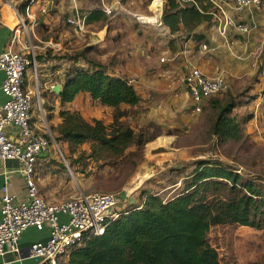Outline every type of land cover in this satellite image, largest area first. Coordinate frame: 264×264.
I'll return each mask as SVG.
<instances>
[{"label":"rangeland","instance_id":"rangeland-1","mask_svg":"<svg viewBox=\"0 0 264 264\" xmlns=\"http://www.w3.org/2000/svg\"><path fill=\"white\" fill-rule=\"evenodd\" d=\"M28 1L1 0L3 13L0 17L5 15L3 16L5 20H10L13 26H18L15 9L23 12L21 7ZM156 1L158 0H153L147 5L146 0H121L124 7L120 10L128 11L132 14V20L139 22L133 14L145 16V12L149 13L147 7L150 5L154 12ZM62 3L67 8L71 6L69 0H53L47 3L49 12L39 14V27L35 30L40 40L32 36L33 41L43 47L42 50L36 51L37 56L41 55L44 58V61L38 60L39 64H42L38 69L41 71L39 73L41 87L50 81L48 73L53 71L52 66L70 63V60L73 62L77 57H80L79 64L87 66L86 58L98 60L100 55L98 50H105L104 53H108L106 49L108 43L104 42L101 47L93 43L97 38L101 39L104 36V33H101V36L96 33L101 27L100 23L88 25L84 33L76 32L67 22L70 11L64 9ZM101 5L100 0H79L78 6L81 11L88 12ZM118 34L114 32V36H117L115 43H121V35L118 37ZM161 34L166 37L165 42L170 41L163 31ZM107 39L106 36L104 40ZM48 42L52 44L46 47ZM184 43L183 41L175 47L172 44L170 46L177 53L185 49ZM233 46L227 51L221 49L218 52L215 49L213 53L198 46L193 47L192 56L207 58L214 55L216 67L225 71L223 75L228 76L230 82V89L204 102L201 111L195 110L185 84L184 76L190 69L189 65L183 64L175 53H165L164 48L161 49L156 54L155 64L150 63L145 67L147 73L154 71L149 74L152 77L150 85L139 82L142 87L140 92L142 102L137 106L123 109L126 111L123 120H126L136 132L143 130L146 137L154 136L155 139L142 149L132 147L120 157L105 153L99 160L89 157L90 143L79 146L74 153L68 149L67 144L56 142L47 151V161L42 165L38 163V175L49 171L53 173L52 175H57L55 180L64 188L59 193L60 200L91 192H113L125 196L122 211L140 204L146 190L157 192L166 199L172 197L183 186L185 171L182 168L197 160L218 159L237 168L245 178L264 182V105L257 109L256 103L264 94L258 78L264 68V52L259 54L253 50H240ZM161 58L165 60L162 61ZM254 58L257 75L253 76ZM135 71L136 69L133 75L138 80ZM229 95L238 103L234 113L241 116L253 113L255 118L246 122L242 140L223 142L212 132L217 111L212 108L211 101L223 100ZM58 100L52 95L41 101L35 99L37 113L44 115L49 126L51 125L47 119L49 111L51 108L58 110L62 106ZM82 104L83 115L88 120L100 112L107 116L104 118L111 117L113 120L115 110L102 109L88 97L82 99ZM40 114L37 116L42 121ZM111 121L106 123L109 124ZM208 238L217 249L221 264L251 262L264 264V229L237 224L217 225L211 228Z\"/></svg>","mask_w":264,"mask_h":264},{"label":"trees","instance_id":"trees-1","mask_svg":"<svg viewBox=\"0 0 264 264\" xmlns=\"http://www.w3.org/2000/svg\"><path fill=\"white\" fill-rule=\"evenodd\" d=\"M152 1L146 0V4ZM29 2L22 5V11ZM213 11L210 0H166L161 20L170 35H182L181 41L193 39L199 47L208 39L196 30L204 23H216ZM86 13L87 26L108 20L100 7ZM37 60L44 58L38 55ZM73 60L69 67L52 66L53 73L64 75L55 78L56 84H62L61 94L50 91L51 95L65 104L86 94L102 106L113 107L115 113L108 124L99 118L88 120L78 110L60 109L61 122L50 125L57 143L67 144L74 153L79 146L90 143L89 157L99 160L105 153L120 157L132 147L142 149L155 139L146 137L143 130L136 132L123 120L126 111L121 109L122 104L137 106L142 102L130 79L111 73L99 60L86 58L87 66L79 64L80 57ZM48 92L42 94L47 96ZM211 106L217 111L212 132L219 140H242L245 124L255 118L254 114L234 113L238 103L231 95L212 100ZM52 109L47 116L49 122L54 117ZM182 170L183 186L172 197L166 199L146 190L140 204L123 211L104 234L75 247L63 264H221L208 238L213 226L237 224L264 229V182L245 178L237 168L218 159L197 160Z\"/></svg>","mask_w":264,"mask_h":264},{"label":"built area","instance_id":"built-area-1","mask_svg":"<svg viewBox=\"0 0 264 264\" xmlns=\"http://www.w3.org/2000/svg\"><path fill=\"white\" fill-rule=\"evenodd\" d=\"M53 0H30L23 12L15 9L18 26L12 29L9 46L0 51V71L5 77L1 91L6 100L0 105V160H18L20 172L27 185V197L18 200L6 183L2 187L0 204V256L8 250L18 251L21 235L29 227L42 230L48 227L50 238L31 245V256L43 264H63L64 257L75 247L105 233L108 225L122 214L126 200L113 192L81 193L59 202H52L42 194L36 179V167L40 155L56 143L49 125L41 113L42 121H35V99H43V90L53 92L55 82L41 87L36 51L43 47L33 41L39 25V13L49 12L47 3ZM73 8L67 22L78 33L87 30V13L79 9V0H69ZM214 5L212 12L216 18V29L228 36L230 28L247 34L251 25L228 14L223 6L225 0H210ZM236 12L247 8H260L263 0H231ZM163 6V4H162ZM161 6V7H162ZM121 0L107 3L102 0L100 8L107 16H113L122 9ZM142 24H152L164 28L161 17L155 15H135ZM164 35H167L163 31ZM33 36V37H32ZM48 42L46 47L51 46ZM204 51L210 50L208 43L200 44ZM162 61L165 58H161ZM261 86L264 92V68L261 71ZM185 84L190 92L196 111H201L204 102L227 92L230 82L223 75L209 76L200 68L192 67L185 76ZM264 96V94H263ZM16 133H12V130ZM9 172H14L9 169ZM65 215L68 220H61Z\"/></svg>","mask_w":264,"mask_h":264},{"label":"crops","instance_id":"crops-1","mask_svg":"<svg viewBox=\"0 0 264 264\" xmlns=\"http://www.w3.org/2000/svg\"><path fill=\"white\" fill-rule=\"evenodd\" d=\"M101 1L102 0H100V4ZM106 1L107 3H111L114 0H106ZM162 2H163V6L161 8L162 14L159 17H162L166 5V0H162ZM78 5H79V1H78ZM62 6L64 9H68L67 11H70V14H72L73 12L72 6H68L67 8V6H65L64 3H62ZM223 6L228 14L236 17L238 20L244 23L251 25L252 29L249 33L242 34L237 32L235 29L230 28L228 30V36L223 37L218 33L215 24H208V23L202 24L197 28L196 31L197 32L200 31L206 34L209 43L208 45L210 47V50H208V52L213 53L212 51H214L215 49H217L218 52H220L221 49L227 51V49L232 47L233 45L236 48H240V50H247V51L253 50V52H257L259 54L264 52V40H262V36L264 37V0L262 7L260 8L250 7L244 10L243 12H236L231 0H225ZM1 7H2V3L0 0V14L3 13ZM150 7L149 6L147 7L149 13L145 12V15L154 14V12L151 10ZM39 14L41 15V13ZM136 14L138 13L133 14V16H135ZM131 15L132 14H129L128 11L118 10L115 12L113 16H108L107 21L105 22L95 21L91 23L90 26L97 25L100 23L101 27L98 28V31H96V33L97 34L99 33L100 36L101 33H104L103 38L101 39L97 38V40H95V42L93 43H97L99 45L98 47H101L104 44V42L109 44V46H107L106 48L108 53L105 54L104 53L106 52L105 50H98V54H100L98 56V60L103 64L108 65L109 71L111 73L129 78L134 83L135 88L140 94L142 87L139 82H141L143 85L146 84L147 86L150 85V80L152 79V77L149 74H152V72L154 71H149L147 73L145 67L150 63L155 64L156 54L159 51H161V49L163 48L165 50V53H171V54L175 53V51H173V48L170 46L171 45L170 41L165 42L166 37H163L161 32L162 31L166 32L169 40L175 38L176 35L175 36L170 35L169 30H167L165 27L159 28L152 24H142L139 22H134L132 20ZM3 16L0 17V51H3L9 46L10 40L12 38V29L14 28L13 23L10 20L7 19L5 20ZM38 27L39 26L36 27V30L38 29ZM114 32L119 33L118 37L121 35V43L120 42L115 43L117 36L116 37L114 36ZM106 36L108 37V39L104 40L106 39ZM182 37H183L182 35L181 37L178 38L176 36L175 42H173L172 45L175 47L176 45H179V43L183 42L180 40ZM109 38L111 39L109 40ZM37 39L38 41L40 40L38 37ZM241 39L243 41H241ZM210 41L212 43H210ZM184 42H185L184 43L185 49L175 53V55L179 58V60L182 61L183 64L185 65L188 64L190 69L192 67H198L205 74L209 76L223 75V72L225 71H221L220 67L218 66L216 67L215 65L216 61L213 60L214 55H212L211 57L207 56V58H202V57L200 58L199 56L197 57L195 55L192 56L191 53L193 51V47H197L198 44L193 39H187ZM199 48H201L200 45ZM253 60L255 61L254 62L255 68L253 69V76H254L257 75V67H256V59L254 58ZM43 65L46 66L47 64H43ZM48 65H50V63H48ZM69 66H70L69 62L63 64V67H69ZM40 67H42L41 63H40ZM134 69H136L135 72L138 75L139 81L133 75ZM48 75L50 77L49 80L51 82H56L54 79L57 78V76H63L64 74L60 71H57L56 73L50 72L48 73ZM4 77H5L4 72L0 71V105L3 104L4 101L6 100L5 95L1 91V84L3 82ZM224 77L227 78L228 76L227 77L224 76ZM258 78L259 79L261 78V72ZM50 81L44 84V88L46 87V85L50 83ZM50 96H51V92H48L47 96L43 95L44 97L43 99H46ZM85 97L91 99L89 95L80 94L75 98L73 102L62 104L61 101L58 100L60 102V105L62 106L59 107L58 110L53 111L54 117L50 121L51 124L56 126L61 122V119L58 114L60 109L78 110L82 114H84L82 99H84ZM256 103H258L257 109L261 105L263 106L264 96L262 95L261 98ZM100 107L107 111L114 110V108L110 106L100 105ZM125 107H130V105L127 104L121 105L122 110ZM37 114L40 113H37V111H35V121L39 123L40 117L37 116ZM104 117L107 116H104L103 113L100 112L97 113L92 118H99L103 120L105 119V122H109L112 120L111 117L108 118H104ZM12 133L15 134L16 131L13 129ZM47 154L48 152L44 151L40 155L39 158L40 165H42L43 163H45V161H47ZM9 169H13L14 172H9ZM19 170H20V162L18 160H7V161L0 160V204L2 197L1 190L6 183L9 185V189L11 193H13L18 200L26 199L27 185L24 179V175ZM52 174L53 173L50 171L45 172L44 174L40 173L39 175L37 173L36 179L42 191V194L46 197V199L52 202H59L62 201L60 200L61 195L59 193L64 188L62 184H60L55 180L57 175L56 174L52 175ZM61 220L66 221L68 220V217L62 215ZM49 238H50V230L48 227H45L42 230H38L35 227H29L21 235V238L18 243L19 250L18 251L8 250L4 255L0 256V264H43L39 258L31 256L30 248L33 243L44 242L47 241Z\"/></svg>","mask_w":264,"mask_h":264},{"label":"bare ground","instance_id":"bare-ground-1","mask_svg":"<svg viewBox=\"0 0 264 264\" xmlns=\"http://www.w3.org/2000/svg\"><path fill=\"white\" fill-rule=\"evenodd\" d=\"M162 4H163V2H162V0H158V1H156L155 2V4H154V7H155V10H154V14L153 15H155L156 16V18H159V16L162 14L161 13V6H162Z\"/></svg>","mask_w":264,"mask_h":264},{"label":"water","instance_id":"water-1","mask_svg":"<svg viewBox=\"0 0 264 264\" xmlns=\"http://www.w3.org/2000/svg\"><path fill=\"white\" fill-rule=\"evenodd\" d=\"M164 12V11H163ZM53 92H55L57 95H60L61 94V91H62V84H55L53 86Z\"/></svg>","mask_w":264,"mask_h":264}]
</instances>
